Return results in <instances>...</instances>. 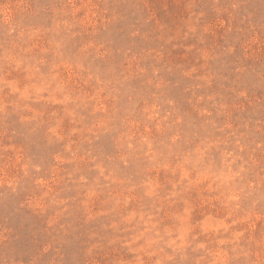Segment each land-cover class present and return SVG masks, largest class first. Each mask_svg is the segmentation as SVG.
I'll list each match as a JSON object with an SVG mask.
<instances>
[{
	"label": "rangeland",
	"instance_id": "rangeland-1",
	"mask_svg": "<svg viewBox=\"0 0 264 264\" xmlns=\"http://www.w3.org/2000/svg\"><path fill=\"white\" fill-rule=\"evenodd\" d=\"M0 264H264V0H0Z\"/></svg>",
	"mask_w": 264,
	"mask_h": 264
}]
</instances>
